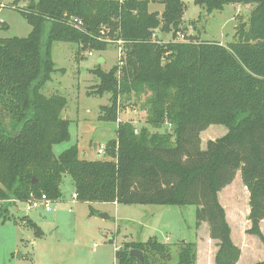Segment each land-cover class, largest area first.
<instances>
[{"label":"trees","instance_id":"1","mask_svg":"<svg viewBox=\"0 0 264 264\" xmlns=\"http://www.w3.org/2000/svg\"><path fill=\"white\" fill-rule=\"evenodd\" d=\"M152 3L163 4V11H151ZM195 3L208 14L231 3L256 6L226 44L188 35L183 0H30L20 8L32 25L29 35L0 37V201L22 203L31 193L57 201L69 174L82 202L193 204L196 229L207 222L219 242L214 264H236L242 249L233 241L219 192L240 172L249 190L247 232L264 243V0ZM156 31L172 33V39L159 42ZM107 37L126 41L121 67L93 70L100 81L92 92L111 93L99 118L118 122L117 137L106 144L110 158L88 159L76 144L56 156L54 145L71 134L66 96L43 92L56 70L53 44L106 49L115 44ZM143 96L155 131L118 121L119 108ZM214 123L228 131L203 147L202 133ZM28 223L41 235L36 223ZM134 248L143 251L144 262L130 256ZM194 248L195 241H184L180 264L194 263ZM170 258L169 246L156 236L116 251V264Z\"/></svg>","mask_w":264,"mask_h":264},{"label":"rangeland","instance_id":"2","mask_svg":"<svg viewBox=\"0 0 264 264\" xmlns=\"http://www.w3.org/2000/svg\"><path fill=\"white\" fill-rule=\"evenodd\" d=\"M29 1L0 0V24H3L0 37L29 35L32 25L20 10ZM183 1L188 35L225 44L235 40L238 26L249 20L256 6L255 3H231L223 10L208 14L195 0ZM161 8L160 3L150 5L151 10ZM192 20L197 22L192 23ZM158 36L165 42L172 39V33L159 31ZM91 51L93 55H89ZM52 56L56 70L43 92L66 96L68 103L64 115L70 118L71 134L70 140L54 145L55 155L59 156L76 144L81 156L93 160L109 159L106 153H97L95 146L106 145L117 137L118 122L99 118L102 106L110 103L111 93L92 92L100 81L93 70L109 71L116 65L118 47L111 43L106 49L89 47L84 50L75 42L56 41ZM101 57L105 58L104 62H100ZM144 102L145 96L127 102L121 107L119 118L138 130L148 127L155 131L147 121ZM227 131L224 124H211L202 133L203 147L209 139ZM61 189L62 198L54 202L52 211H43L42 216L27 211L22 203L0 201V264H116V251L125 242L147 241L154 236L169 246L171 258L162 261L164 264H180L179 252L184 241H195L193 264L215 263L219 242L210 237L207 222H202L196 229V205L82 202L73 198L75 187L69 174L64 176ZM219 198L227 213L233 241L242 249L236 264L264 261V243L247 232L251 225L248 219L249 190L240 172L219 192ZM28 216L40 227L41 235L36 236L34 228L28 226L31 221ZM261 228L264 233V220Z\"/></svg>","mask_w":264,"mask_h":264},{"label":"built area","instance_id":"3","mask_svg":"<svg viewBox=\"0 0 264 264\" xmlns=\"http://www.w3.org/2000/svg\"><path fill=\"white\" fill-rule=\"evenodd\" d=\"M79 25L82 24L81 20H75ZM107 32L106 28L103 27L102 29V33L105 34ZM153 37L155 39L158 38V32L156 31L153 34ZM185 34L179 32L178 33V39L179 40H185ZM108 41H112L115 43V45L118 47V51H119V59H118V67H121L124 64L123 61V57L125 54V45H126V41L122 38H119L115 41H113L111 38L107 37L106 38ZM159 42H165L163 40L160 41V38L157 39ZM89 55H93V52H89ZM120 75V72L118 70V76ZM122 112V108H119V114ZM118 121H122L120 118H118ZM168 126L170 127V123H168ZM96 151L99 154H105L106 153V145H96ZM77 193L74 192L73 194V198L77 200ZM54 200L51 199L50 197L47 196V194L43 193L42 195L38 196L34 193L30 194V197L25 201L22 202V205H25V209L27 211H52L53 210V204H54ZM17 203H21V202H17Z\"/></svg>","mask_w":264,"mask_h":264},{"label":"water","instance_id":"4","mask_svg":"<svg viewBox=\"0 0 264 264\" xmlns=\"http://www.w3.org/2000/svg\"><path fill=\"white\" fill-rule=\"evenodd\" d=\"M185 27H186V25H185ZM66 118H68V116L66 117ZM36 182H38V180L37 179H33V183H36ZM106 216V215H105ZM130 256L131 257H135V258H137L138 260H140L141 262H144V253H143V251L142 250H140V249H138V248H134V249H132L131 251H130Z\"/></svg>","mask_w":264,"mask_h":264},{"label":"crops","instance_id":"5","mask_svg":"<svg viewBox=\"0 0 264 264\" xmlns=\"http://www.w3.org/2000/svg\"><path fill=\"white\" fill-rule=\"evenodd\" d=\"M163 5V4H162ZM163 9H164V5H163ZM163 9L161 8V9H158L157 11H159V12H162L163 11ZM151 10V9H150ZM151 11H155V10H151ZM185 20H186V22H187V26H188V21H187V19L186 18H184ZM227 43V42H226ZM105 61V58H103V57H101L100 58V62H104ZM97 145V144H96ZM95 148H96V146H95ZM36 213H38L40 216H42V213H43V211H35ZM29 217V220H31V221H33L34 223H36L34 220H33V218L32 219H30L31 217L30 216H28Z\"/></svg>","mask_w":264,"mask_h":264}]
</instances>
